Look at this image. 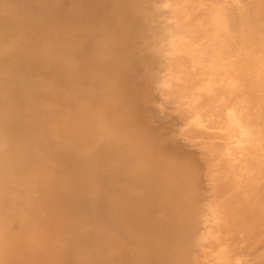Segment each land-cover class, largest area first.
Instances as JSON below:
<instances>
[{
  "label": "rangeland",
  "instance_id": "obj_1",
  "mask_svg": "<svg viewBox=\"0 0 264 264\" xmlns=\"http://www.w3.org/2000/svg\"><path fill=\"white\" fill-rule=\"evenodd\" d=\"M60 13L73 17L50 23ZM2 28L18 39L3 50V89L28 91V66L43 81V56L51 59L48 66H69L67 78H76L61 85L68 94L52 91L57 81L43 87L38 105L42 116L54 117L48 127L61 134L65 163L79 153L92 159L87 181L58 196L74 198L73 218L85 225L78 228H98L88 214L112 196L138 198L125 185L127 176L142 170L157 186L156 170L170 177V186L156 189L169 205L191 199L181 233L196 238L195 264H213L202 263L204 257L225 247L234 264L258 261L264 247V0H21L0 6ZM13 45L21 58L10 54ZM82 61L87 69H80ZM20 97L10 102L34 123L40 110L31 111ZM175 167L191 192L170 175ZM7 192L16 194V183L0 187V200Z\"/></svg>",
  "mask_w": 264,
  "mask_h": 264
},
{
  "label": "bare ground",
  "instance_id": "obj_2",
  "mask_svg": "<svg viewBox=\"0 0 264 264\" xmlns=\"http://www.w3.org/2000/svg\"><path fill=\"white\" fill-rule=\"evenodd\" d=\"M20 1L0 0V6L8 7ZM51 2L40 0L45 4ZM72 17L56 14L53 17L55 20L52 19L50 23L62 24ZM2 32L3 28L0 29V69L8 60L3 50L9 41L13 40L12 44L18 41L17 35L9 37ZM15 49L16 45H13L10 54L15 59L21 58L22 53ZM50 62L49 57H40L38 66L45 69L43 81L34 75L36 66L27 67L24 73L29 78L28 91L23 88L12 91L3 89L6 78L0 70V187L8 188V184L14 182L17 193L21 190L20 195L7 192L0 200V264H195V256H191V252L194 247L197 249L196 238L193 232L181 233L191 217V199L189 202L186 198L178 201V208L169 205L156 189L157 186H170V177L156 170L152 171L155 176L153 181L158 177L157 186L151 185L152 180L142 170L126 177L125 185L130 191L135 190L140 194L135 201L129 202L131 197L125 194L128 201L112 196L109 203L100 209H91L89 214L81 209V213L88 214L92 221L101 225L91 232L78 228L85 229V225L73 218L74 198L67 193H63V199L58 198L59 192L66 187H78L81 185L79 183L87 181L94 169L92 159L83 158L84 154L80 153L76 154L71 164L65 163V152L58 147L61 134L48 127V124H53L54 117L41 115L38 100L46 94L43 87L57 81L60 85L53 83L56 87L51 85L52 91L68 94L66 88L61 90V85L71 86L77 82L75 77L67 78L69 66L60 63L48 66ZM87 66L82 61L79 67L82 70ZM21 95L31 111L40 110L34 123L30 122L29 117L19 114L17 106L10 102V97ZM44 107L52 110L48 104ZM65 174H68L67 178ZM170 175L177 176L179 181L176 182L187 185L191 192L186 177L176 167ZM75 206L82 205L76 202ZM118 210L121 216H115ZM32 229L36 231L35 234H29ZM231 250L225 247L217 256H205L202 263L234 264L230 260ZM256 253V263L242 264H264V247Z\"/></svg>",
  "mask_w": 264,
  "mask_h": 264
}]
</instances>
